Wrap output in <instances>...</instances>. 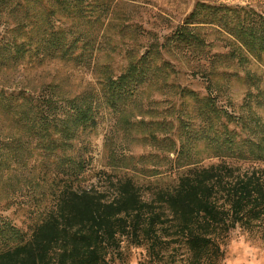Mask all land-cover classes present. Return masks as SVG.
I'll return each instance as SVG.
<instances>
[{
    "label": "rangeland",
    "instance_id": "374dc122",
    "mask_svg": "<svg viewBox=\"0 0 264 264\" xmlns=\"http://www.w3.org/2000/svg\"><path fill=\"white\" fill-rule=\"evenodd\" d=\"M66 1L75 4L0 0V230L8 225L29 239L68 183L111 201L117 183L131 180L143 200L151 201L194 168L224 163L241 172L264 171V161L249 157L246 146L264 137L255 127L264 125V54L252 58L235 40L243 27L264 19V0H80L81 11L68 17L60 15ZM47 20L49 31L62 30L56 36L67 45L79 39L81 47L80 35L89 31L101 43L91 61L77 66L41 54L39 62L50 35L42 33ZM191 38L198 47L189 46ZM154 43L159 53L151 64L153 81L112 108L106 74L117 79ZM20 46L30 51L16 54ZM242 54L249 62H238ZM204 71L210 81L200 78ZM247 73L252 80L245 79ZM184 89L199 99L211 96L216 113H204ZM73 100L90 107L91 119L71 126L68 137L62 129ZM64 155L83 162L80 175H63ZM161 239L166 244L154 247L122 237L108 263L189 264L187 247ZM13 245L0 234V251ZM221 248L217 264H264L263 228L238 226Z\"/></svg>",
    "mask_w": 264,
    "mask_h": 264
},
{
    "label": "trees",
    "instance_id": "16d2710c",
    "mask_svg": "<svg viewBox=\"0 0 264 264\" xmlns=\"http://www.w3.org/2000/svg\"><path fill=\"white\" fill-rule=\"evenodd\" d=\"M79 1L75 0V4L67 1L60 4V15L68 17L71 11L79 13ZM47 21L42 33L50 35L40 50L42 52L39 51L36 56L39 62H42L39 58L42 54L43 59L53 57L65 63L83 66L91 61L93 52L99 50L101 43H97L96 38L91 39L89 31L80 35L84 38L81 47L76 46L81 42L79 39L67 45L62 37L60 39L56 36L62 30L49 31L53 25L50 20ZM189 40V46H199L198 39ZM235 40L240 44L241 51L252 58L261 59L264 54V19L258 25L253 22L243 27L240 34L235 35ZM33 44L37 45V42ZM49 48L50 51L45 54L44 50ZM78 48L81 52L75 55ZM29 51L20 46L16 54ZM158 53L154 43L136 63H130L126 72L117 79H111L106 74L104 85L110 90L112 103L109 105L112 108H119L146 81H153L149 79L151 64L158 59ZM237 57L238 62H249L244 54ZM24 59L22 57L21 61ZM202 59V56H198V60ZM166 72L163 69L161 74L167 75ZM211 77L205 71L200 73V78L206 81H210ZM252 78L251 74L245 75L247 80ZM184 92L200 103L204 113H216L211 109V96L199 99L187 89ZM76 102L73 100L69 122L62 129L68 137L74 133L71 126L85 125L91 119L90 107H80ZM233 120L241 122L240 119ZM255 127L261 135L264 125L256 122ZM259 142H264L263 135L258 142L246 141L250 146L246 145L250 154L248 156L264 161V147ZM63 162V175L68 180L83 172V162L65 155ZM68 185L57 196L55 209L35 226L29 239L26 240L24 233L8 225L0 230L1 236L9 244H14L0 251V264H109L107 257L120 247L122 237H127L135 245L150 242L151 246L158 247L166 244L161 235L169 238L167 242L182 243L187 247L191 253L189 264H217L223 255L221 247L224 239L236 227L249 230L263 228L264 238L263 170L241 172L224 163L194 168L179 179L173 190L158 192L151 201L143 200L131 180L117 183V194L111 201L95 190H75ZM164 208L171 217L164 214Z\"/></svg>",
    "mask_w": 264,
    "mask_h": 264
}]
</instances>
